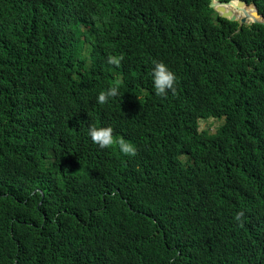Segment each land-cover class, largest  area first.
Returning <instances> with one entry per match:
<instances>
[{"label": "trees", "instance_id": "trees-1", "mask_svg": "<svg viewBox=\"0 0 264 264\" xmlns=\"http://www.w3.org/2000/svg\"><path fill=\"white\" fill-rule=\"evenodd\" d=\"M209 3L0 0V264H264V25Z\"/></svg>", "mask_w": 264, "mask_h": 264}, {"label": "clouds", "instance_id": "clouds-1", "mask_svg": "<svg viewBox=\"0 0 264 264\" xmlns=\"http://www.w3.org/2000/svg\"><path fill=\"white\" fill-rule=\"evenodd\" d=\"M111 63H118L117 60L113 59ZM175 81L174 74L167 68L163 63H155L152 69V83L154 92L158 96L166 94V90H172ZM117 95L116 88H110L106 92H102L97 96V102L104 104L109 98ZM88 135L91 141L97 144L101 148H106L113 144L112 129L110 127L103 128H90ZM119 150L121 153L127 156L135 155V148L123 140L119 141ZM239 217H237L238 219Z\"/></svg>", "mask_w": 264, "mask_h": 264}, {"label": "water", "instance_id": "water-1", "mask_svg": "<svg viewBox=\"0 0 264 264\" xmlns=\"http://www.w3.org/2000/svg\"><path fill=\"white\" fill-rule=\"evenodd\" d=\"M220 1L221 0H210V3H209V7L214 10V12L217 14V16L219 18H221L223 20H227L231 23L237 22L240 27L241 26H251L252 24L264 25V22L259 21L255 17H252V19L250 21H247V18H249L250 15L248 14L247 11L241 9L238 5H236V9L241 10L243 15H245V16H243L242 18H238L236 16L231 15L230 11L222 10V7H225L226 5H232L231 3H233V2L231 1V2H227V3H221ZM234 7H235V5H234Z\"/></svg>", "mask_w": 264, "mask_h": 264}, {"label": "rangeland", "instance_id": "rangeland-1", "mask_svg": "<svg viewBox=\"0 0 264 264\" xmlns=\"http://www.w3.org/2000/svg\"><path fill=\"white\" fill-rule=\"evenodd\" d=\"M215 124H214V122H210V121H208V122H206V121H202L201 123H200V129L202 130V129H205V128H209L210 129V131L211 132H214V128H215Z\"/></svg>", "mask_w": 264, "mask_h": 264}, {"label": "bare ground", "instance_id": "bare-ground-1", "mask_svg": "<svg viewBox=\"0 0 264 264\" xmlns=\"http://www.w3.org/2000/svg\"><path fill=\"white\" fill-rule=\"evenodd\" d=\"M232 5H226L225 7H231V8H233V9H235V10H237L236 9V5L234 4V3H231ZM234 5H235V7H234ZM239 13H241L242 14V16H245V15H243V13H242V11L241 10H237ZM250 15V14H249ZM247 18V17H246ZM252 19V16L250 15V17L249 18H247V21H250Z\"/></svg>", "mask_w": 264, "mask_h": 264}]
</instances>
